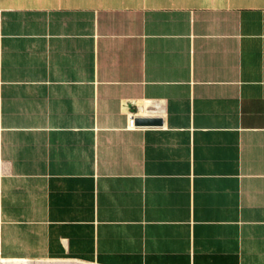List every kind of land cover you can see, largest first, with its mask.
I'll return each mask as SVG.
<instances>
[{
  "label": "crops",
  "instance_id": "0c3cea01",
  "mask_svg": "<svg viewBox=\"0 0 264 264\" xmlns=\"http://www.w3.org/2000/svg\"><path fill=\"white\" fill-rule=\"evenodd\" d=\"M64 260L264 264V0H0V261Z\"/></svg>",
  "mask_w": 264,
  "mask_h": 264
},
{
  "label": "water",
  "instance_id": "95a60500",
  "mask_svg": "<svg viewBox=\"0 0 264 264\" xmlns=\"http://www.w3.org/2000/svg\"><path fill=\"white\" fill-rule=\"evenodd\" d=\"M161 123H162V120L159 118H141V117H138L136 119L137 125L151 126L154 124H161ZM41 262L44 263V261H41ZM74 262H77V261H74ZM74 262L73 263L71 262L70 264H74ZM76 264H86V263L77 262Z\"/></svg>",
  "mask_w": 264,
  "mask_h": 264
},
{
  "label": "bare ground",
  "instance_id": "6f19581e",
  "mask_svg": "<svg viewBox=\"0 0 264 264\" xmlns=\"http://www.w3.org/2000/svg\"><path fill=\"white\" fill-rule=\"evenodd\" d=\"M71 262L73 263L74 261H44V263L39 262L37 264H70ZM77 262H74V264H76ZM86 264H88V263H86Z\"/></svg>",
  "mask_w": 264,
  "mask_h": 264
},
{
  "label": "rangeland",
  "instance_id": "374dc122",
  "mask_svg": "<svg viewBox=\"0 0 264 264\" xmlns=\"http://www.w3.org/2000/svg\"><path fill=\"white\" fill-rule=\"evenodd\" d=\"M64 261H70V260H64ZM0 264H28L27 261H0Z\"/></svg>",
  "mask_w": 264,
  "mask_h": 264
},
{
  "label": "built area",
  "instance_id": "2783aa9c",
  "mask_svg": "<svg viewBox=\"0 0 264 264\" xmlns=\"http://www.w3.org/2000/svg\"><path fill=\"white\" fill-rule=\"evenodd\" d=\"M138 126L136 125V120L135 117H132L131 119H129V128H137Z\"/></svg>",
  "mask_w": 264,
  "mask_h": 264
}]
</instances>
